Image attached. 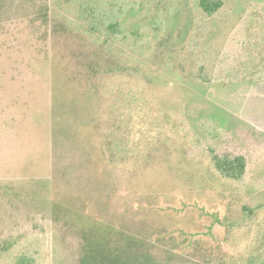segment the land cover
Wrapping results in <instances>:
<instances>
[{"label": "trees", "instance_id": "trees-1", "mask_svg": "<svg viewBox=\"0 0 264 264\" xmlns=\"http://www.w3.org/2000/svg\"><path fill=\"white\" fill-rule=\"evenodd\" d=\"M237 1L180 0L181 10L172 11L165 0H0V32L13 25H27L42 33L40 38L54 44L62 42L75 54L73 57L84 61L81 65L95 73L98 114L90 135L97 141L99 167L135 165L140 168L136 186L149 183L159 191L172 187L174 180L181 178L179 173L194 170L196 176L230 186L239 195L256 193L258 197L252 204H241L234 216L219 207L209 209L195 198L191 202L180 200L177 211H188L195 227L167 231L162 237L172 241L173 246L156 256L151 250L155 240L125 230L122 219L102 209L105 206L93 201L86 191L80 193L84 196L79 203L73 197L76 193L67 196L56 192L60 179L66 178V168L71 176H83L88 174L84 169L90 173L88 169L96 164V159L84 164L86 154L58 158L59 138L52 134L60 115L58 109L79 107L66 106L78 96L54 76L44 87H0V176L27 174L35 165L44 167L31 179H41L47 189L45 207L52 222L51 264H226L231 258L223 250V243L241 228L248 232L244 233L246 239L237 257L242 264H264V218L260 221L262 230L248 237L250 223L264 215V184L244 182L250 157L233 147L237 135L238 144L239 139L244 143L240 128L255 135L258 131L246 123V127L240 125L231 114L223 119L220 109L205 107L219 106L204 101L201 91L210 88L212 80L221 79L218 76L222 73L214 75L212 66L198 73L202 67L197 64L199 57L194 56L192 43L195 30L201 29L197 16L207 21L227 2L235 22L245 13L250 18L259 11V3L240 0L244 9L236 12ZM218 30L210 31L200 48L206 49L204 55L211 64L213 60L228 59L207 52ZM242 43V52L248 54L251 47ZM239 55L233 59L237 65L227 64L226 75L233 79L240 77V71L244 76L254 73ZM5 104L8 106H2ZM45 124L50 126L49 133ZM186 127L190 141L180 144L174 157L171 138L161 133L170 129L185 136ZM233 132L237 134L234 138ZM201 154L207 159L202 160ZM185 174L189 177L191 173ZM254 174L259 176L257 180L264 176V163H255ZM142 176L147 180L140 181ZM31 242L22 235L2 239L0 264H39V250H31Z\"/></svg>", "mask_w": 264, "mask_h": 264}, {"label": "rangeland", "instance_id": "rangeland-1", "mask_svg": "<svg viewBox=\"0 0 264 264\" xmlns=\"http://www.w3.org/2000/svg\"><path fill=\"white\" fill-rule=\"evenodd\" d=\"M165 1L172 11L181 10L180 0ZM239 1L236 2V12L244 9V5ZM252 1L259 3L257 6L259 11L256 12L253 9L254 15L250 18L245 13L239 21L237 20L238 22H235L236 18L232 17L228 2L223 10L207 21L202 22L197 16L196 22L199 27L201 26V29L195 30L192 43L195 47L194 56L199 57L197 64L199 68L202 67L201 71L197 72L200 74L207 72V67L212 66L214 75L222 73L218 76L221 79L212 80L209 84L211 87L201 91L204 101L207 102L206 99H208L212 104L219 106L205 107L220 109L225 120L229 116L228 114H231L234 119L240 122V125L246 127L243 124L246 123L248 128L252 127L258 131V134H264V0ZM184 6L188 11L189 7L186 4ZM176 16L177 14H174V21ZM217 28H219V35L211 41L212 43H209L207 52L209 50V54L213 52L219 55L217 57H227L228 59L221 62L213 60L211 64L207 61L208 56L204 55L206 49L201 51L200 48L201 44L206 43L205 36L212 30L216 31ZM41 34L23 24L13 25L0 32V87L4 89L10 86L11 90L18 89L24 84L28 87L35 85L44 87L54 76L64 88H70L78 96L76 100L66 106L79 107L58 109L60 111L59 119L54 123L56 127L53 126L55 130L51 133L59 138L58 141L55 140L61 149L58 158L59 156L61 158H79L86 154L87 157L83 160L84 164L95 159L96 164L92 170L88 169L90 173L84 169L88 174L83 176L77 174V176H71L72 173L66 168V178L60 179L61 184L60 188L57 187V193L67 196L69 193H76L77 197L76 194L73 197L77 198V203H79V198L84 196L80 193L86 191L87 195L94 198L93 201H99V205L105 206L102 209L107 210L110 215L116 214L119 219H122L125 230L136 233L141 238L155 240L151 250L156 256L164 255V252L173 246L172 241L166 239L167 237H162L166 236L167 231L177 227H195L196 222L188 211L185 213L177 211L181 207L180 200L191 202L195 198L209 209L219 207L225 213L234 216L241 208V204L246 202L252 204L253 200L258 198L256 193L239 195L238 191L230 186H222L196 176L194 170L184 171L193 174L192 178L191 174L187 177L188 174L179 173L178 176L181 178L175 179L172 187L159 191L149 183L136 186L137 181L135 180L140 174V168L135 165L115 168L99 167V154L95 149L97 141L93 135H90L91 128H93L92 122L98 114V98L94 86L95 73L88 69L87 65H81L84 61L77 58L78 56L73 57L75 54L71 53L69 47L67 48L62 42L54 44L50 39L40 38ZM241 42L249 44L251 47L248 54L246 51L242 52ZM239 54H242L245 59L244 64L247 60V65L254 70V73L244 76L245 74L241 75L240 71L238 73L240 77L233 79L232 76L226 75V72L229 71L227 64L233 66L236 63L233 59L237 58ZM240 55L239 57H241ZM44 128L48 133L51 130L50 126L48 128L46 124ZM240 130L241 135L244 134V143H242V139H239L238 144V135L234 132V135L231 136L234 138L237 135L235 139L237 144L233 145L235 151L246 155L248 153L250 157L244 182L250 183L254 180V183L264 184V176L262 175L263 177L257 180L259 176L254 174L255 163L258 161L264 163V137L255 135L252 131L249 130V132L244 128H240L239 132ZM161 136L171 138L174 157H176L175 149L180 144H187L191 138L188 127H186L185 136L181 132L177 133L170 129H164ZM200 156L202 160L207 159L206 155L201 154ZM41 170H44V167L35 165L34 168L31 167L28 172H25L27 174L2 173L0 176V241L15 239L21 235L28 237L32 240L31 250H39L41 256L39 264H51L52 222L51 214L45 207L47 206V189L45 182L41 179L37 178L39 181L36 182H32L33 179H31L35 178ZM35 172L36 174H34ZM143 176L146 174L143 173ZM143 176L140 181L147 180L148 176L146 178ZM14 177L19 180L17 181ZM69 181L70 183H68ZM54 187L56 188V185ZM135 204L138 207L134 209L132 206ZM261 218H264V215L259 216V220L256 219L250 223L248 237L258 234L262 230ZM245 231L247 230L241 228L226 237L222 247L227 257L233 260L228 259L226 264H242L237 255L243 246L241 243L246 239ZM232 256L236 258L233 259Z\"/></svg>", "mask_w": 264, "mask_h": 264}]
</instances>
